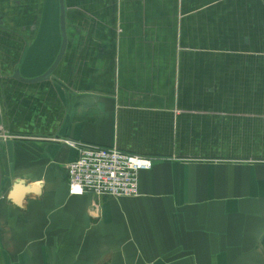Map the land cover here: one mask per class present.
Instances as JSON below:
<instances>
[{
    "label": "crops",
    "instance_id": "0c3cea01",
    "mask_svg": "<svg viewBox=\"0 0 264 264\" xmlns=\"http://www.w3.org/2000/svg\"><path fill=\"white\" fill-rule=\"evenodd\" d=\"M63 3L26 84L59 0H0V264H264V0ZM70 142L149 158L138 196L70 195Z\"/></svg>",
    "mask_w": 264,
    "mask_h": 264
},
{
    "label": "built area",
    "instance_id": "2783aa9c",
    "mask_svg": "<svg viewBox=\"0 0 264 264\" xmlns=\"http://www.w3.org/2000/svg\"><path fill=\"white\" fill-rule=\"evenodd\" d=\"M76 158L66 166L70 195L137 197L138 175L149 170V158L85 143L70 142Z\"/></svg>",
    "mask_w": 264,
    "mask_h": 264
},
{
    "label": "water",
    "instance_id": "95a60500",
    "mask_svg": "<svg viewBox=\"0 0 264 264\" xmlns=\"http://www.w3.org/2000/svg\"><path fill=\"white\" fill-rule=\"evenodd\" d=\"M59 10H60V31L62 35V43L57 57L55 58L52 65L48 70L41 76L34 79H22L17 76L15 73V78L23 83L31 84L39 81L46 80L49 78L51 73L54 71L59 61L61 60L65 48H66V36H65V9L63 0H59ZM2 22L0 21V24ZM13 138H4L3 131L0 129V195L5 181L13 176ZM35 192L33 186H28L24 184L22 180H15L12 184L11 190L8 192L6 198L8 201L13 203L17 207H21L23 201L26 200V197ZM1 197V196H0Z\"/></svg>",
    "mask_w": 264,
    "mask_h": 264
},
{
    "label": "rangeland",
    "instance_id": "374dc122",
    "mask_svg": "<svg viewBox=\"0 0 264 264\" xmlns=\"http://www.w3.org/2000/svg\"><path fill=\"white\" fill-rule=\"evenodd\" d=\"M10 8L11 9L7 11H3L5 14L4 20H12L13 22H15L16 20H18L19 17L22 18V10L14 6ZM23 14H26V10L23 11ZM14 24H16V22Z\"/></svg>",
    "mask_w": 264,
    "mask_h": 264
},
{
    "label": "flooded vegetation",
    "instance_id": "af4514ba",
    "mask_svg": "<svg viewBox=\"0 0 264 264\" xmlns=\"http://www.w3.org/2000/svg\"><path fill=\"white\" fill-rule=\"evenodd\" d=\"M0 9H1V5H0ZM2 20H4V17L2 16V15H0V21L2 22L1 24H0V29L1 30H4L3 29V21ZM13 30V29H12Z\"/></svg>",
    "mask_w": 264,
    "mask_h": 264
},
{
    "label": "bare ground",
    "instance_id": "6f19581e",
    "mask_svg": "<svg viewBox=\"0 0 264 264\" xmlns=\"http://www.w3.org/2000/svg\"><path fill=\"white\" fill-rule=\"evenodd\" d=\"M36 188V187H35Z\"/></svg>",
    "mask_w": 264,
    "mask_h": 264
}]
</instances>
